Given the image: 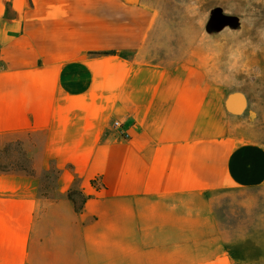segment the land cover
Here are the masks:
<instances>
[{"label": "crops", "instance_id": "0c3cea01", "mask_svg": "<svg viewBox=\"0 0 264 264\" xmlns=\"http://www.w3.org/2000/svg\"><path fill=\"white\" fill-rule=\"evenodd\" d=\"M173 3L0 0V264H264V137L153 58Z\"/></svg>", "mask_w": 264, "mask_h": 264}, {"label": "rangeland", "instance_id": "374dc122", "mask_svg": "<svg viewBox=\"0 0 264 264\" xmlns=\"http://www.w3.org/2000/svg\"><path fill=\"white\" fill-rule=\"evenodd\" d=\"M177 1L183 5L173 3L159 17L151 41L153 58L167 65L197 62L225 83L243 106L242 120L264 137V0ZM45 186L52 187V178ZM221 196L222 201L234 200L232 193Z\"/></svg>", "mask_w": 264, "mask_h": 264}, {"label": "trees", "instance_id": "16d2710c", "mask_svg": "<svg viewBox=\"0 0 264 264\" xmlns=\"http://www.w3.org/2000/svg\"><path fill=\"white\" fill-rule=\"evenodd\" d=\"M93 185L96 186V181H93ZM69 197L75 204L77 212H81L88 201V198L82 192L72 191Z\"/></svg>", "mask_w": 264, "mask_h": 264}, {"label": "built area", "instance_id": "2783aa9c", "mask_svg": "<svg viewBox=\"0 0 264 264\" xmlns=\"http://www.w3.org/2000/svg\"><path fill=\"white\" fill-rule=\"evenodd\" d=\"M115 126H116V127H120V123H119V122H116V123H115Z\"/></svg>", "mask_w": 264, "mask_h": 264}]
</instances>
